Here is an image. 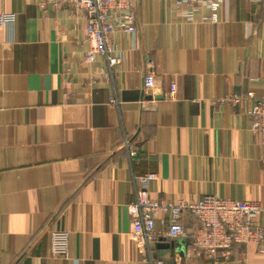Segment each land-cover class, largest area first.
<instances>
[{
  "label": "crops",
  "instance_id": "crops-1",
  "mask_svg": "<svg viewBox=\"0 0 264 264\" xmlns=\"http://www.w3.org/2000/svg\"><path fill=\"white\" fill-rule=\"evenodd\" d=\"M188 10L139 0L136 41L113 35L125 60L110 68L104 56L85 62L82 12L0 0V15L14 16L0 27V264H142L128 206L148 172L158 201L212 195L264 206L253 101H226L264 97V0H229L217 23L205 8L188 20ZM164 217L155 258L214 264L189 236H165ZM259 221L264 228V212ZM183 223L188 233L200 225L189 214ZM58 230L71 233L67 257L51 256ZM224 264H264V242L234 245Z\"/></svg>",
  "mask_w": 264,
  "mask_h": 264
},
{
  "label": "built area",
  "instance_id": "built-area-1",
  "mask_svg": "<svg viewBox=\"0 0 264 264\" xmlns=\"http://www.w3.org/2000/svg\"><path fill=\"white\" fill-rule=\"evenodd\" d=\"M54 6L67 5L75 12H82L86 19V43L88 50L85 62L92 63L99 56H104L110 68L125 60V54L116 44L113 35L126 34L135 42L137 38L136 5L139 0H46ZM178 7L189 10L184 16L192 20L201 8L209 10V15L203 17L207 22L220 21V13L229 0H174ZM14 22L12 14L0 15V27ZM144 87L150 91L155 88V76L148 73L144 79ZM177 87L171 86L166 98L175 97ZM252 100L249 110L252 135L260 142L264 163V97L256 98L253 92L240 95L234 94L228 98L230 104ZM222 102V101H220ZM130 158L135 152L129 150ZM153 172H148L140 178L136 190V198L128 206L132 220V240L135 246L144 252L142 264H165L152 254L154 244L159 237L156 231V220L164 214L166 226L164 235L171 239L190 237L195 251H201L214 264H224L230 259L232 249L236 244H256L264 242V228L259 218L264 212V206L255 201H235L221 199L216 196H203L198 201L180 200L177 202L158 201L153 199L150 184L156 180ZM189 214L199 222V226L190 233L183 223V217ZM71 233L67 230L53 231L51 234V256L67 257ZM219 257L224 259L220 262Z\"/></svg>",
  "mask_w": 264,
  "mask_h": 264
}]
</instances>
